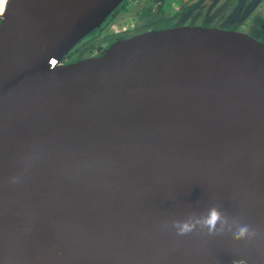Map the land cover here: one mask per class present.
I'll use <instances>...</instances> for the list:
<instances>
[{
  "label": "water",
  "instance_id": "water-1",
  "mask_svg": "<svg viewBox=\"0 0 264 264\" xmlns=\"http://www.w3.org/2000/svg\"><path fill=\"white\" fill-rule=\"evenodd\" d=\"M124 1L6 2L0 264H264V41L182 24L57 63ZM212 205L256 235L176 234Z\"/></svg>",
  "mask_w": 264,
  "mask_h": 264
},
{
  "label": "rangeland",
  "instance_id": "rangeland-1",
  "mask_svg": "<svg viewBox=\"0 0 264 264\" xmlns=\"http://www.w3.org/2000/svg\"><path fill=\"white\" fill-rule=\"evenodd\" d=\"M160 0H126L104 23L83 38L76 47V56L86 57L96 48L108 46L120 37L144 27L143 9H154ZM1 5V0H0ZM176 14L158 15L154 26L201 25L234 29L264 41V0H191L180 8L172 3Z\"/></svg>",
  "mask_w": 264,
  "mask_h": 264
},
{
  "label": "clouds",
  "instance_id": "clouds-1",
  "mask_svg": "<svg viewBox=\"0 0 264 264\" xmlns=\"http://www.w3.org/2000/svg\"><path fill=\"white\" fill-rule=\"evenodd\" d=\"M19 177H12V182H19ZM178 236L188 235L197 229L207 230L210 235L223 233L225 230L231 232L234 240H243L256 235L255 230L247 223L232 220L229 222L228 215L217 205H212L206 212L190 214L185 219H175L171 222Z\"/></svg>",
  "mask_w": 264,
  "mask_h": 264
},
{
  "label": "flooded vegetation",
  "instance_id": "flooded-vegetation-1",
  "mask_svg": "<svg viewBox=\"0 0 264 264\" xmlns=\"http://www.w3.org/2000/svg\"><path fill=\"white\" fill-rule=\"evenodd\" d=\"M126 1V0H125ZM124 1V2H125ZM123 2V3H124ZM123 4H121V6H122ZM116 10V9H115ZM158 18V16L157 17H154L153 19H152V21H149L147 18H145V19H143L144 21H143V25H144V27H142V28H140L139 30H137V31H135L134 33H131V34H128V35H125V36H123V37H120V38H118L117 40H119V39H122V38H127V37H129V36H132V35H134V34H136V33H139V32H142V31H146V30H149V29H156V28H164V27H171V26H176V25H165V26H159V27H157V26H154L153 25V23H155L156 22V19ZM178 25H180V24H178ZM117 40H115V41H117ZM115 41H113V42H115ZM112 42V43H113ZM112 43H110V44H112ZM80 43H77L68 53H66L60 60H58L57 61V63H70V62H73V61H75V60H78V59H81V58H85V57H81V58H79V57H77L76 55H73L74 54V52H75V49H76V47L79 45ZM109 44V45H110ZM108 45V46H109ZM108 46H106V47H102V48H100L99 47V49L98 48H96V50H94V51H92L91 53H90V55H88V56H86V57H89V56H95V55H99L100 53H102ZM73 51V52H72ZM73 53V54H72ZM68 54V55H67ZM73 55V56H72ZM70 61V62H69Z\"/></svg>",
  "mask_w": 264,
  "mask_h": 264
},
{
  "label": "trees",
  "instance_id": "trees-1",
  "mask_svg": "<svg viewBox=\"0 0 264 264\" xmlns=\"http://www.w3.org/2000/svg\"><path fill=\"white\" fill-rule=\"evenodd\" d=\"M190 1L191 0H160L154 9L150 7L143 9V14L149 15L147 19L152 21V19L158 15L176 14L177 11L172 7V3H177L180 8H184ZM73 55H76V52H74Z\"/></svg>",
  "mask_w": 264,
  "mask_h": 264
},
{
  "label": "bare ground",
  "instance_id": "bare-ground-1",
  "mask_svg": "<svg viewBox=\"0 0 264 264\" xmlns=\"http://www.w3.org/2000/svg\"><path fill=\"white\" fill-rule=\"evenodd\" d=\"M7 0H1V5H0V15H2L5 5H6ZM73 52V51H72ZM73 54V53H72ZM68 55V54H67ZM70 62V61H69ZM68 63V62H67Z\"/></svg>",
  "mask_w": 264,
  "mask_h": 264
},
{
  "label": "built area",
  "instance_id": "built-area-1",
  "mask_svg": "<svg viewBox=\"0 0 264 264\" xmlns=\"http://www.w3.org/2000/svg\"><path fill=\"white\" fill-rule=\"evenodd\" d=\"M0 17H1V15H0Z\"/></svg>",
  "mask_w": 264,
  "mask_h": 264
}]
</instances>
